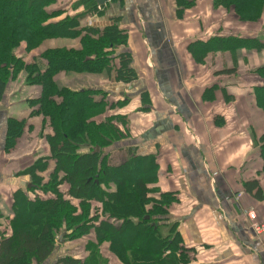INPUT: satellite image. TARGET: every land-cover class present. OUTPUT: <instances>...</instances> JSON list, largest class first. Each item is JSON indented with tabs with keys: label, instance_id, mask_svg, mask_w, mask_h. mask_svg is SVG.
<instances>
[{
	"label": "crops",
	"instance_id": "obj_1",
	"mask_svg": "<svg viewBox=\"0 0 264 264\" xmlns=\"http://www.w3.org/2000/svg\"><path fill=\"white\" fill-rule=\"evenodd\" d=\"M52 6L59 12L54 20L76 18L77 28L98 29L115 22L126 31V43L110 48L111 56L131 55L138 74L135 81H115L114 71L108 74L104 69L97 73L60 71L53 79L58 87L72 92L101 90L116 101L125 100L110 113L125 116L129 135L104 153H111L114 162L130 152L139 158H154L157 178L148 185V194L156 196L154 199L162 193L176 196L168 212L179 223L187 264H264V232L255 234L247 217L248 211H254L264 224V160L260 155L264 109L257 102V91L264 86V47L259 51L244 46L233 49L229 41L260 35L250 34L245 23L234 13L214 7L213 0H193L185 9L176 0H105L102 4L96 0H52ZM260 37L264 41V36ZM79 40L80 36L48 38L26 53L22 42L18 52L31 62L47 49H76ZM29 100L22 91L9 88L0 102L3 214L9 211L13 192L29 184V177L20 172L36 159L49 156L45 136L52 129L47 118L30 113ZM9 118L25 120V127L14 147L6 151ZM94 119L103 123L105 114ZM88 149L81 145L78 151ZM53 167L54 160L48 159L47 170L39 174L48 178ZM250 180L258 182L262 197L245 191L244 183ZM67 188L66 184L60 186L63 193ZM101 188L116 190L114 183ZM83 239L79 256H69L82 261L88 257L86 242H97L93 230ZM65 241L41 264H52L55 257L63 255L70 243ZM97 248L107 264H120L108 241H101Z\"/></svg>",
	"mask_w": 264,
	"mask_h": 264
},
{
	"label": "trees",
	"instance_id": "obj_2",
	"mask_svg": "<svg viewBox=\"0 0 264 264\" xmlns=\"http://www.w3.org/2000/svg\"><path fill=\"white\" fill-rule=\"evenodd\" d=\"M176 2L184 9L193 4V0ZM51 3L0 0V102L11 82L24 71L26 84L39 88L38 95L28 101L30 113L47 118L52 129L45 136L49 156L36 159L20 172L29 177V184L13 192L8 213L0 211V264L44 263L57 249L59 234L67 239L91 229L97 242L89 243L88 248L96 249L106 240L120 264H187L179 223L168 212L176 196L162 193L154 199L148 194V185L157 178L154 158H139L130 152L122 161L114 162L111 153H104V149L129 135L125 116L110 113L125 100L116 101L101 90L72 92L58 87L53 79L60 71L97 73L104 69L108 74L114 71L115 81H135L138 74L131 65V55L111 56L110 48L126 43V31L115 22L98 29H80L76 18L54 20L59 12ZM213 6L234 13L240 22L256 23L264 10V0H213ZM78 36L80 46L76 49H47L31 62L18 54L22 42L26 53L48 38ZM229 41L233 49L244 46L259 51L264 47L261 37H233ZM257 102L264 109V86L257 91ZM103 113L105 122L96 123L94 118ZM24 127L23 119H7L6 151L14 147ZM260 140L264 160V135ZM81 145L88 146V151L79 152ZM48 159L54 160V167L43 180L39 173L47 170ZM109 183L115 184V191L101 188ZM63 184L68 186L65 193L60 190ZM244 189L253 191L254 197H262L256 180L245 182ZM92 201L101 206L93 207ZM52 264L107 262L96 251L83 261L59 255Z\"/></svg>",
	"mask_w": 264,
	"mask_h": 264
},
{
	"label": "rangeland",
	"instance_id": "obj_3",
	"mask_svg": "<svg viewBox=\"0 0 264 264\" xmlns=\"http://www.w3.org/2000/svg\"><path fill=\"white\" fill-rule=\"evenodd\" d=\"M232 23L233 24H235L236 22L233 20L232 21ZM246 27H248V29H249V33L250 34H258V35H260V36H264V10H263V12L261 13V16H260V18L258 19V22H256V23H245L244 24ZM235 28L237 27V26H234ZM259 36V37H260ZM262 38V37H261ZM20 53V51L18 52V54ZM20 55V54H19ZM22 55H23V53H22ZM25 72H22V74H21V76L19 77V79L17 80L16 78H15V80H17V81H13V82H11V84H10V91H17V90H19V91H22V94H23V96H26L27 97V99L29 100H31V99H33L34 97H36L37 95H38V92H39V88L37 87H28V84H26L25 83V81H24V76H25ZM46 174V173H45ZM47 175H48V173H47ZM47 179V176H44L43 177V180H46ZM63 188V187H62ZM64 188H65V186H64ZM155 192H157V190H156V188L155 189H153ZM33 196V195H32ZM31 196V197H32ZM45 197V195H43L42 196V198H44ZM151 197V196H150ZM156 196H153V198H155ZM75 204V203H74ZM77 204V203H76ZM92 205H94L93 203H92ZM93 211H91V213H92ZM62 234V233H61ZM59 236H60V234H59ZM59 236H57V240H58V238H59ZM65 238V237H64ZM66 239V238H65ZM67 240H69L70 241V243H69V245H67L68 247H69V249H66L67 250V252H66V250H65V252H63V254H66V255H76L77 257L79 256L78 255V252L80 251V247H81V245H82V240H84L83 239V235H78V236H76V237H68L67 239H66V241ZM65 241V242H66ZM85 242V241H84ZM64 243V240L62 241V243H58L57 244V248H58V250H60V248H61V246H62V244ZM89 243H94V242H90V241H87L86 242V244H85V248H86V250L89 252V255H90V253L91 254H94V253H96V251H97V249L98 248H96V249H94V248H88V246H89ZM100 243V242H99ZM64 245V244H63ZM55 251H57V249L55 250ZM76 256H74V257H76ZM104 260V259H103ZM104 261H106L107 262V260L105 259Z\"/></svg>",
	"mask_w": 264,
	"mask_h": 264
},
{
	"label": "built area",
	"instance_id": "obj_4",
	"mask_svg": "<svg viewBox=\"0 0 264 264\" xmlns=\"http://www.w3.org/2000/svg\"><path fill=\"white\" fill-rule=\"evenodd\" d=\"M240 194H237L238 197ZM247 217L249 219L250 228L255 232V234H261L264 232V224L257 220V216L254 211H248Z\"/></svg>",
	"mask_w": 264,
	"mask_h": 264
},
{
	"label": "water",
	"instance_id": "obj_5",
	"mask_svg": "<svg viewBox=\"0 0 264 264\" xmlns=\"http://www.w3.org/2000/svg\"><path fill=\"white\" fill-rule=\"evenodd\" d=\"M105 0H96L97 3L102 4L104 3ZM96 150H98V148L96 147ZM64 240V234H60L59 238H58V243H62V241Z\"/></svg>",
	"mask_w": 264,
	"mask_h": 264
}]
</instances>
